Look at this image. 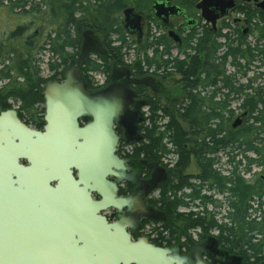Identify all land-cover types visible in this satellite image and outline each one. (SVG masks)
Returning <instances> with one entry per match:
<instances>
[{"label": "trees", "instance_id": "16d2710c", "mask_svg": "<svg viewBox=\"0 0 264 264\" xmlns=\"http://www.w3.org/2000/svg\"><path fill=\"white\" fill-rule=\"evenodd\" d=\"M123 4L124 0H0V12L10 21L0 33V82L9 81L2 90L11 92L0 99H13L25 114L35 107L38 112L44 104L42 65L58 75L79 56L84 32L101 37L104 54L89 56L83 73L107 74L114 67H127L142 99L148 71L162 63L170 70L162 81L163 98L150 99L138 131L140 140L127 144L131 150L126 158L142 170L147 165L165 169L157 203L169 217L167 231L178 232L176 223L184 219L188 230L215 232L225 248L243 251L246 264H264V59L250 67L256 55L245 40L236 33L225 36L206 30L198 41L187 38L185 59L172 55L170 40L164 45L147 38L136 59L126 64L135 49L113 20ZM44 54L50 56L46 63ZM228 64L245 82L227 74ZM251 72L262 76L258 84ZM234 104L239 106L230 109ZM240 117L243 125L232 129ZM192 157L198 170L193 177L187 175ZM185 189V199L193 205L179 199ZM182 206L198 210L180 215Z\"/></svg>", "mask_w": 264, "mask_h": 264}, {"label": "water", "instance_id": "95a60500", "mask_svg": "<svg viewBox=\"0 0 264 264\" xmlns=\"http://www.w3.org/2000/svg\"><path fill=\"white\" fill-rule=\"evenodd\" d=\"M125 16V28L141 34L140 17L132 10ZM169 36L181 42L176 33ZM81 66L62 84H47L44 132L28 129L15 111L0 115V264H164V252L145 239L130 240L126 226L134 219L109 223L103 215L136 200L120 198L118 184L109 180L127 170L117 154L115 121L129 142L140 140L137 125L143 118L131 110L134 92L114 85L90 94L80 81ZM87 117L91 122L81 126ZM242 123L238 118L232 128ZM13 137L20 142L13 145ZM47 191L62 197L46 203L40 198ZM93 193L102 200H93Z\"/></svg>", "mask_w": 264, "mask_h": 264}, {"label": "flooded vegetation", "instance_id": "af4514ba", "mask_svg": "<svg viewBox=\"0 0 264 264\" xmlns=\"http://www.w3.org/2000/svg\"><path fill=\"white\" fill-rule=\"evenodd\" d=\"M123 9L116 13L114 21L117 28H122L124 36L127 38V44H132L134 51H137L146 44L147 38H150V42L154 44L161 40L165 45L166 39L170 40L171 46L174 48L175 56H180L185 59L183 48L189 45L187 38L194 36L195 41L202 36L206 30L209 33H223L225 36L231 33H236L238 37L245 40V46L250 47L256 55L251 58L252 65L255 68L262 64L264 59L263 46H264V0H124ZM117 7V6H116ZM176 8L177 14L171 15L170 13H176V11H168L167 8ZM157 8L160 16L157 15L155 10ZM132 10L134 16L140 17L141 34L135 32L131 34L125 28V12ZM227 13V14H226ZM226 14L223 18L216 20V25L213 21ZM170 15V17H167ZM130 28L136 29V23L130 22ZM130 29V30H131ZM170 32L176 33L181 42H176L169 36ZM93 32H84L82 35L81 52L79 56L70 60L66 66H64L58 75L51 74L50 78H44V84L42 85V95L44 97V104L38 109L35 107L29 114H25L21 110V104L16 103L13 99L4 102L0 99V115L5 112L15 111L17 118L20 122L32 131L44 132L46 126V101L44 92L47 84L59 83L62 84L65 81L66 74L74 71L81 63V83L85 86L86 91L90 94L98 93L104 88L118 85L128 88L134 92V104L131 107L133 112L142 114L143 122L145 121V115L149 110L150 99L153 96H160L163 98L165 92V85L162 84L163 78L167 77L170 70H166L161 63V66L157 67L155 64L147 73L145 77V99H142L139 95L138 86L134 81L135 78L132 72L127 67H122L123 71L113 72V69L109 70L107 74H94L90 73L86 75L83 73V64L87 58L93 53L104 54V52H95L90 49L89 44L86 42V34ZM36 36H39V31L34 32ZM94 34V33H93ZM100 37V36H99ZM224 39L221 40L222 43ZM100 45L103 47V41L100 37ZM196 43V42H195ZM164 45L160 47V52H164ZM94 48V45H91ZM157 46L154 45V48ZM259 49H257V48ZM104 48V47H103ZM263 48V49H261ZM225 49V48H223ZM227 50V49H226ZM153 51V50H152ZM149 53L151 57L153 52ZM189 52V51H188ZM225 53V50H222ZM97 57V56H92ZM246 64V61L243 60ZM228 75H235L234 67L228 64ZM256 70V69H255ZM97 76H102V82H98ZM236 78L239 81L245 82L244 78L236 74ZM253 79L257 80V84L262 79L257 74L253 76ZM33 87L37 86V81L34 80ZM241 81V82H242ZM9 81L5 80L0 82V98H4L6 94H11L10 91H4L2 88ZM37 91V89H36ZM239 105L234 104L230 106V109L236 110ZM29 109L26 108V111ZM239 112V110H238ZM122 116V115H121ZM147 117V116H146ZM91 122V118H84L81 120V126ZM142 122V123H143ZM142 123H138V131ZM114 129L119 137L118 144V156L126 161L127 170L122 173L121 178H111L110 181L118 184V196L122 199H136L133 200L130 206L118 210L116 208H108L103 215L107 218L109 223H115L122 218L134 219L135 222L127 225L126 230L130 235V240L134 243L140 240H147L150 245L164 252L162 255V261L164 264H246V257L243 251H230L224 247V243H221V239H218L219 235L215 232L206 235L201 234L199 231L191 230L190 234L186 233H170L164 227V224L169 221L168 215L161 209V205L157 203L161 197V191L163 189L164 182L166 180V171L163 167L147 165L148 169L142 170L138 163L133 164L131 160L126 158L130 154L129 137L123 126L119 124V121H115ZM139 137V134L136 135ZM13 145L19 143L20 138H11ZM187 148V146H186ZM20 163L24 166H29V162L26 159H21ZM165 165L168 163V159L165 160ZM196 167V163L191 158L190 168L187 170V175L196 176L197 173L191 171V168ZM191 171V172H190ZM251 180V178L249 179ZM194 181V180H192ZM54 186V185H53ZM189 189L179 192V199L184 200L189 205H193L191 199L186 198L185 193H188ZM62 195L56 196L54 193L47 191L40 198L46 203L51 202L54 204L56 198H61ZM92 199L95 201H101L102 198L96 194H92ZM188 209L190 212H196L197 209L191 207L182 206L179 208L178 213L187 214L184 209ZM146 212V214H143ZM181 221H185L182 219ZM179 221V222H181ZM195 231V232H193ZM121 264H124L122 262ZM135 264V263H133Z\"/></svg>", "mask_w": 264, "mask_h": 264}, {"label": "rangeland", "instance_id": "374dc122", "mask_svg": "<svg viewBox=\"0 0 264 264\" xmlns=\"http://www.w3.org/2000/svg\"><path fill=\"white\" fill-rule=\"evenodd\" d=\"M6 16H8L7 13L0 12V33L2 32L1 27L7 26V24H9V22H10L9 19L6 18ZM99 40H100V37L98 35H96V34H93V33H87L86 34V42H87V44L90 43L89 44L90 49L95 51V52H104V49H103V47H101ZM91 45H94V48ZM172 55L175 56L176 55L175 52ZM49 58H50V56L48 54H44L43 55V59H44L45 63L49 60ZM135 59H136V51L132 50L128 54V56L126 57V64L132 63ZM41 68H42V71H43V77L44 78H50L52 76L51 73H49V71L47 70V66L45 64L42 65ZM120 71H123V69L122 68H118V67H114L113 68V72H120ZM228 71H232V69H228ZM252 74L255 75L254 72H251L249 76L253 77L254 75H252ZM95 79L96 80L98 79V82H102L103 77L102 76H97ZM222 163L224 164L225 161H223ZM220 167L222 168V165ZM191 171L194 172V173H198V170H197L196 167L191 168ZM254 171L259 173L258 169H254ZM247 178L249 179L250 177L247 176ZM219 217H221V216H219ZM188 225L189 224L187 222H185V221L177 222L176 226L178 228V232H176V233L190 234V232H192V231L188 230ZM193 232H195V231H193Z\"/></svg>", "mask_w": 264, "mask_h": 264}, {"label": "bare ground", "instance_id": "6f19581e", "mask_svg": "<svg viewBox=\"0 0 264 264\" xmlns=\"http://www.w3.org/2000/svg\"><path fill=\"white\" fill-rule=\"evenodd\" d=\"M226 14H227V13H226ZM226 14H225V15H226ZM225 15H224V16H225ZM224 16H223V17H224ZM223 17H222V18H223ZM171 39H172V38H171ZM172 40H173V39H172ZM240 118H241V117H240ZM242 120H243V119H242ZM242 125H243V123H242ZM242 125H241V126H242ZM238 128H239V127H238ZM232 129H233V128H232ZM263 178H264V177H262V179H263Z\"/></svg>", "mask_w": 264, "mask_h": 264}]
</instances>
